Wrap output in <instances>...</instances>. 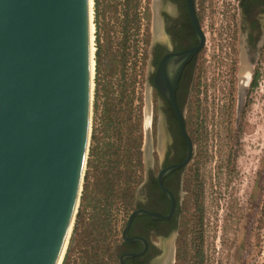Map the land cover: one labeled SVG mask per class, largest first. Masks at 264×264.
Listing matches in <instances>:
<instances>
[{"label": "rangeland", "instance_id": "rangeland-1", "mask_svg": "<svg viewBox=\"0 0 264 264\" xmlns=\"http://www.w3.org/2000/svg\"><path fill=\"white\" fill-rule=\"evenodd\" d=\"M151 2L141 1L137 20L127 34V66L121 70L122 16L106 1L98 17L94 7L96 67L90 146L61 264H121L115 248L133 208V188L138 179L145 178L148 133L155 171L167 155L181 158L187 152L180 124L166 104L171 141L166 149L161 145V97L154 87L148 88ZM217 21L220 23L219 16ZM211 37L205 50L209 57L201 61L191 95L184 100L185 125L194 155L183 174V214L172 264H264V53L257 64L248 67V81L241 94L246 70L233 66L230 58L214 57L217 49ZM97 81L100 111L111 89L115 91L126 82L133 91L134 135L142 154L131 168L123 163L105 175L113 181L110 191L108 180L105 183L100 174L102 163H88L94 128L100 123L94 110Z\"/></svg>", "mask_w": 264, "mask_h": 264}, {"label": "water", "instance_id": "water-1", "mask_svg": "<svg viewBox=\"0 0 264 264\" xmlns=\"http://www.w3.org/2000/svg\"><path fill=\"white\" fill-rule=\"evenodd\" d=\"M90 29V0H0V264H58L70 236L91 137ZM152 70L151 59L149 90ZM179 73L163 67L156 79L187 141L185 160L162 170L161 181L194 155L176 97ZM165 104L161 98L164 144L171 141ZM145 157L147 180L149 133ZM140 213L148 212H134L130 220Z\"/></svg>", "mask_w": 264, "mask_h": 264}, {"label": "flooded vegetation", "instance_id": "flooded-vegetation-1", "mask_svg": "<svg viewBox=\"0 0 264 264\" xmlns=\"http://www.w3.org/2000/svg\"><path fill=\"white\" fill-rule=\"evenodd\" d=\"M151 13L150 81L172 109L156 86V79L163 67L173 76L180 72L176 97L183 110L201 61L209 57L205 50L211 36V44L217 49L214 57L219 54L218 57L230 58L233 66L250 67L264 53V0H152ZM196 48L186 60V54ZM186 155L187 152L181 158L167 155L159 170L152 166L147 180L145 174L137 186L133 208L126 216L121 241L115 248L120 262L124 258L128 264H172L176 238L180 235L186 167L168 172L162 181L159 176L165 168L182 163ZM141 210L148 213L136 214L130 220L134 212Z\"/></svg>", "mask_w": 264, "mask_h": 264}, {"label": "trees", "instance_id": "trees-1", "mask_svg": "<svg viewBox=\"0 0 264 264\" xmlns=\"http://www.w3.org/2000/svg\"><path fill=\"white\" fill-rule=\"evenodd\" d=\"M105 1L108 4H112V7L115 8L119 16H122L121 29L123 33V40H121V43L123 46L119 47L120 52L122 51V56L120 57L121 60L119 61L121 70L127 66L128 61L129 52L127 50V34L133 28L135 20H137L142 0H95L96 17L100 15L101 7ZM97 62L99 66L100 60L98 59ZM110 93L107 92L108 97L105 101V104L103 105L102 110L100 111L99 82L97 81L94 110L96 114V120L100 121L101 124L98 122L100 127L98 124V127L96 125V128H94L90 147V158L88 162L89 165H92L93 162L102 163L101 169L103 172H100V174L104 177L105 183L108 180V191L113 189V181L111 178H108L105 175L110 174L114 170L115 166L121 165L123 163L127 166V169L131 168L134 166V161H136L138 157L139 159L140 157L142 158L140 148H138L140 145H136V137L134 135V129L136 125L133 120V91L131 89L129 90L126 82H124L120 84L115 91L114 89H111ZM170 112L179 123L178 118L176 115H174L172 108H170ZM99 113H101V116ZM179 132L183 137L181 129ZM183 140L187 149V142L184 138ZM140 161L141 160L137 161L136 163L138 164ZM117 172L118 171H116V173ZM131 172L132 177L134 175V170ZM143 178L144 177L136 181L137 183L139 182L137 186L140 184V182H142ZM133 182L134 180H132L131 183ZM137 186L133 188L132 199Z\"/></svg>", "mask_w": 264, "mask_h": 264}, {"label": "bare ground", "instance_id": "bare-ground-1", "mask_svg": "<svg viewBox=\"0 0 264 264\" xmlns=\"http://www.w3.org/2000/svg\"><path fill=\"white\" fill-rule=\"evenodd\" d=\"M94 7H95V0H90V18H91L90 33H91L92 78L94 77L95 67H96V59H95V54H96V25H95V22H94V17H95L94 16ZM245 70L246 71H244L243 76L241 78L242 82L244 83V84H242V86L244 87L243 90H245V87H246L245 83L248 81V71H247L248 67H246ZM164 140L166 141V138ZM162 143H163L162 149H166L167 143L164 144V141H162L161 145H162ZM67 244H68V241H67V243H66V245L64 247V251L62 253V256H61L60 261H59L58 264L62 263Z\"/></svg>", "mask_w": 264, "mask_h": 264}]
</instances>
